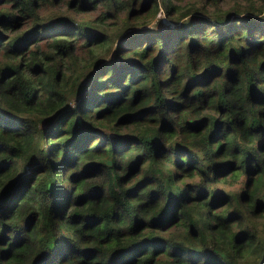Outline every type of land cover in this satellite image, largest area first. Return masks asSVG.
I'll return each instance as SVG.
<instances>
[{
  "label": "trees",
  "instance_id": "1",
  "mask_svg": "<svg viewBox=\"0 0 264 264\" xmlns=\"http://www.w3.org/2000/svg\"><path fill=\"white\" fill-rule=\"evenodd\" d=\"M256 1L0 0V264H264Z\"/></svg>",
  "mask_w": 264,
  "mask_h": 264
},
{
  "label": "rangeland",
  "instance_id": "2",
  "mask_svg": "<svg viewBox=\"0 0 264 264\" xmlns=\"http://www.w3.org/2000/svg\"><path fill=\"white\" fill-rule=\"evenodd\" d=\"M178 2L184 4H190V6L193 8L195 7V5H199V6H203L205 8L208 9V11H210V14H222L225 11H229V10H234L238 9V10H242L244 8H246L248 5V0H178ZM257 4H255V8L257 10V7L260 5V3L262 2L263 5L260 6L259 12H255L253 15L255 17H264V1H256ZM249 3H251V0H249ZM41 16L44 17L45 19L48 18H52L55 15H63V14H72L74 16H76V18L78 16H82V13L84 15H90L93 16L96 13V10H92V11H88V12H79L76 10H73L72 8H68L66 9V4L64 1H60L59 3H53V2H49L47 3L44 7L41 8ZM122 16L123 13L120 16L121 19V23L119 24V20L116 24L113 25V29H117L118 27L122 26ZM157 16H160L162 22L163 21H168V18L166 16H164V13L160 7V9H158L157 13L155 14V16H152L148 22L149 23H153L154 20H156ZM140 16V20H141ZM145 26V24H143ZM77 41L78 43L82 41V38H78ZM114 44V41L112 42ZM94 51V55H104L103 59L106 60L108 57L111 56V52H112V47L109 51V53H107L106 51L102 50L104 49L102 47V49H100V46H98L97 44H93L92 48L89 45H81L78 46L75 49V54L76 57L75 59H66L67 63H68V67L65 70V73L67 75H69L70 77L75 76V78L79 77L86 69V66L88 65V61L90 58V50ZM126 59V58H125ZM116 62H118V60H116ZM88 77V73H85L83 75L82 78V82H85V80ZM74 78V79H75ZM188 179V178H186ZM217 184V186H226V181L225 182H217L215 183ZM232 186V185H231ZM237 186V184L235 185ZM234 186V187H235ZM244 219L245 221L252 225L254 227V229L257 231L258 236H261L264 238V213L262 214H258V215H252V216H248V215H244ZM247 257V256H246ZM244 262L246 263V259L244 257ZM243 264V262H242Z\"/></svg>",
  "mask_w": 264,
  "mask_h": 264
}]
</instances>
